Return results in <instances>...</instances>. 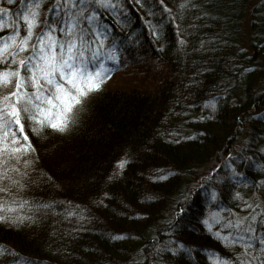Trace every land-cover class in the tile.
Here are the masks:
<instances>
[{
  "label": "trees",
  "instance_id": "1",
  "mask_svg": "<svg viewBox=\"0 0 264 264\" xmlns=\"http://www.w3.org/2000/svg\"><path fill=\"white\" fill-rule=\"evenodd\" d=\"M179 2L110 0L96 9L94 26L119 64L69 131L25 128L39 159L22 195L52 203L19 226L0 222V247L15 253L0 254V264H213V253L238 264L241 246L214 232L247 217L244 203L264 207V0ZM51 4L42 0L44 16ZM213 210L225 221L209 231Z\"/></svg>",
  "mask_w": 264,
  "mask_h": 264
},
{
  "label": "snow or ice",
  "instance_id": "2",
  "mask_svg": "<svg viewBox=\"0 0 264 264\" xmlns=\"http://www.w3.org/2000/svg\"><path fill=\"white\" fill-rule=\"evenodd\" d=\"M13 4L14 0H0V30L12 28L10 33L0 36V65H3L0 67V222L19 226L35 218L31 214L33 210L47 209L52 203L22 195V190L31 183L29 172L39 159L25 128L37 134L45 127L59 133L69 131L89 94L99 90L103 80L111 75L112 67L118 66L119 56L106 45L105 33L98 25L94 26L96 9H109L110 0H52L51 18L44 16L42 0H27L26 9L24 0L21 9L10 7ZM192 6L189 0H180L178 4L180 9ZM21 10L22 17L18 15ZM20 19L24 22V35L20 32ZM153 35L158 36V31L153 30ZM179 43H185L183 38ZM206 105L216 107L214 101ZM126 162L117 161L120 168ZM211 199H216L215 191ZM243 207L253 211L247 217L220 223L225 218L213 210L204 224L209 231H213L215 223L230 229L226 234L216 229L214 235L226 246H241V251L235 253L238 264H264V207L259 202H247ZM254 243L259 247H254ZM157 247L160 251L167 245ZM177 248L184 246L177 242ZM171 251L175 252L176 248ZM6 252L15 255L14 251L0 247V254ZM210 258L213 264H233L231 259L217 258L214 253Z\"/></svg>",
  "mask_w": 264,
  "mask_h": 264
},
{
  "label": "bare ground",
  "instance_id": "3",
  "mask_svg": "<svg viewBox=\"0 0 264 264\" xmlns=\"http://www.w3.org/2000/svg\"><path fill=\"white\" fill-rule=\"evenodd\" d=\"M46 14H47V16H48L49 18H51V7H50L48 10H46ZM221 161H222L221 163L224 164L225 169H226V170H224V171H228V172H225L224 174H225V175H230V174H231L230 172H233V164L231 163V160H228V158L225 157V158L222 159ZM226 161H227V163H226ZM221 163H220V164H221ZM222 166H223V165H222ZM223 169H224V168H223ZM222 173H223V172H222ZM229 177L234 178V179H236V180H239V178L237 177L236 174H232V175L229 176ZM213 185L216 186L217 184H216L215 182H213ZM231 190H232V191H233V190H237V188H232Z\"/></svg>",
  "mask_w": 264,
  "mask_h": 264
}]
</instances>
